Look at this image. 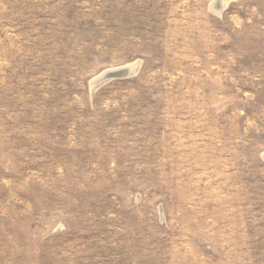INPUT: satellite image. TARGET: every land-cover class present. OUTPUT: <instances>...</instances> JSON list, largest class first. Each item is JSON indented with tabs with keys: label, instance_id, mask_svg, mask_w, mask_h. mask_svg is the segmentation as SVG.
Returning <instances> with one entry per match:
<instances>
[{
	"label": "rangeland",
	"instance_id": "1",
	"mask_svg": "<svg viewBox=\"0 0 264 264\" xmlns=\"http://www.w3.org/2000/svg\"><path fill=\"white\" fill-rule=\"evenodd\" d=\"M221 4L0 0V264H264V0Z\"/></svg>",
	"mask_w": 264,
	"mask_h": 264
},
{
	"label": "bare ground",
	"instance_id": "2",
	"mask_svg": "<svg viewBox=\"0 0 264 264\" xmlns=\"http://www.w3.org/2000/svg\"><path fill=\"white\" fill-rule=\"evenodd\" d=\"M219 1H220V4L221 3L223 4L224 2H226V0H219ZM138 64H139L138 62H134V63L128 64V65H125V66L109 68V69H106V70L102 71L101 73H99L98 75L94 76L90 80L89 86H90L91 91H95L98 87H100L101 85L106 83L105 82L106 74L109 73V72L115 71L117 69L126 67V68H128L129 73L131 74L130 77L135 75L137 73L138 69H139V65Z\"/></svg>",
	"mask_w": 264,
	"mask_h": 264
},
{
	"label": "water",
	"instance_id": "3",
	"mask_svg": "<svg viewBox=\"0 0 264 264\" xmlns=\"http://www.w3.org/2000/svg\"><path fill=\"white\" fill-rule=\"evenodd\" d=\"M130 75L131 74L129 73L128 68L123 67V68H120V69H117L115 71L107 73L105 82L107 83V82H109V81H111L113 79L127 78V77H130Z\"/></svg>",
	"mask_w": 264,
	"mask_h": 264
}]
</instances>
